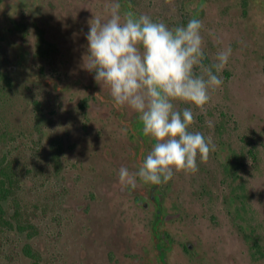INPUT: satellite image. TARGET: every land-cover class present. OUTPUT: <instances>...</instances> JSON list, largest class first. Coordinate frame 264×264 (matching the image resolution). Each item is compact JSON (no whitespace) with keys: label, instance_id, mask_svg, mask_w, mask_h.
Listing matches in <instances>:
<instances>
[{"label":"rangeland","instance_id":"1","mask_svg":"<svg viewBox=\"0 0 264 264\" xmlns=\"http://www.w3.org/2000/svg\"><path fill=\"white\" fill-rule=\"evenodd\" d=\"M112 2L0 0V70L18 84L12 105L0 110V128L12 135L11 143H0V157L8 152L29 168L20 197L32 225L28 232L8 233L0 264H32L25 244L38 264H142L145 251L156 264L151 210L118 179L122 166L135 172L140 165L133 155L139 140L130 132L142 131L138 115L116 105L95 73L82 67L88 21L106 15ZM119 3L122 11L147 14L169 27L201 19L205 64L215 62L225 46L232 48L224 83L205 110L177 105L192 107V130L211 137L216 149L197 173H176L160 186L167 213L162 229L173 243L167 264H264L251 255V240H242L233 216L222 218L221 203L243 183L244 221L264 250V0ZM143 137L144 158L152 142ZM219 142L242 150L236 181L219 171ZM149 186L138 181L135 189ZM178 211L180 218L171 219ZM182 243L195 250L192 256L181 251Z\"/></svg>","mask_w":264,"mask_h":264},{"label":"clouds","instance_id":"2","mask_svg":"<svg viewBox=\"0 0 264 264\" xmlns=\"http://www.w3.org/2000/svg\"><path fill=\"white\" fill-rule=\"evenodd\" d=\"M105 13L88 21L82 67L95 73L116 105L138 115L143 135L152 142L137 171L119 169V183L135 189L138 181L164 185L176 173H197L216 145L192 130V107L177 105L205 110L224 83L221 73L232 56L231 46L205 64L201 19L169 27L147 14L122 11L119 0L106 4Z\"/></svg>","mask_w":264,"mask_h":264},{"label":"flooded vegetation","instance_id":"3","mask_svg":"<svg viewBox=\"0 0 264 264\" xmlns=\"http://www.w3.org/2000/svg\"><path fill=\"white\" fill-rule=\"evenodd\" d=\"M243 3H245V0H243ZM242 7L244 9V4H242ZM132 130V131H131ZM130 132L131 134H135L136 137H138L139 140V148H137V151L133 152V155L140 164L142 162L143 154H144V137H143V132L142 131H133L131 129ZM223 154V156H221ZM218 159H219V171L224 174L226 177L227 175L230 177L231 181H236L239 177L237 175L238 173V168L240 161L242 160V150H234L231 146L226 145L225 143L219 142V145L217 147V153H216ZM238 185L233 186L229 192H227L221 203L223 202V209L225 212V216L223 217H230L233 216V221L236 223V226H238L239 231L241 232L242 240L245 238L246 240H251L250 244V250H251V255L254 258H264V250L262 248V244L259 240V237L255 235V231L248 227L246 222L244 221L243 217V212L246 210L245 209V189L244 185L242 182L237 183ZM161 185H152L150 184L149 188L144 192L136 189H131L130 190V195L131 196H137L138 193L140 194V197L143 201L142 205L144 209H149L151 210V220L149 221V232L151 235V243H152V248L154 251L153 258L155 260L156 264H167V252L169 249H171V244L172 240L171 237L168 236V233L163 230V225L166 222V216L167 213H165V208L163 205V197H162V192H161ZM210 193L209 189H201V193L203 194L204 192ZM208 194H204L206 198L208 199L209 197L207 196ZM234 201L235 204L230 207L228 210L225 207H228V204L230 202ZM225 205V207H224ZM175 206H173L174 208ZM221 217V216H218ZM180 218V212L178 211V214L171 217V219H179ZM210 222H214V218L212 216H208ZM231 218V217H230ZM169 219V218H168ZM249 228V229H248ZM243 229H247L244 230ZM211 230H209L210 232ZM213 234L212 232H210ZM219 235L222 234V236L225 234V232L222 231H217ZM215 233V234H216ZM245 236V237H244ZM181 251L183 253H186L188 256H192L195 252V250H192L189 248L185 243H182ZM221 249V247H220ZM143 262L142 264H153L152 258L150 257L149 253L145 251L143 254ZM227 264V263H225Z\"/></svg>","mask_w":264,"mask_h":264},{"label":"trees","instance_id":"4","mask_svg":"<svg viewBox=\"0 0 264 264\" xmlns=\"http://www.w3.org/2000/svg\"><path fill=\"white\" fill-rule=\"evenodd\" d=\"M17 87V82L6 71L0 70V110L12 105L18 95ZM5 129L2 126L0 128V143H11L12 135ZM29 172V168L25 164L19 165L18 159L12 158L10 153L6 152L0 157V252L8 233L21 234L31 230L27 213L29 206L20 197L24 187L23 179ZM22 248L30 259H35L32 264H38L30 246L25 244Z\"/></svg>","mask_w":264,"mask_h":264}]
</instances>
